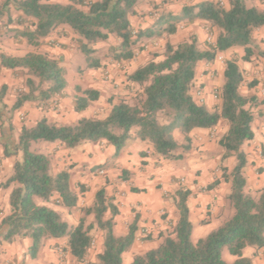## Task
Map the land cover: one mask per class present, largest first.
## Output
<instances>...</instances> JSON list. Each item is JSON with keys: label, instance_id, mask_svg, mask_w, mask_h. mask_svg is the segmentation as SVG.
Masks as SVG:
<instances>
[{"label": "trees", "instance_id": "trees-1", "mask_svg": "<svg viewBox=\"0 0 264 264\" xmlns=\"http://www.w3.org/2000/svg\"><path fill=\"white\" fill-rule=\"evenodd\" d=\"M138 1H0V20L4 16L10 19L11 9L20 13V23L30 20L19 34L33 47L57 27H69L85 55L87 69L101 66L93 44L104 42L112 35L119 39L112 49L113 59L120 62L134 57L135 45L142 38L172 35L179 23L193 24L202 20L217 30L214 43L206 49L198 47L195 34L175 44L166 42L161 60H151L129 73L127 81L141 88L136 104L121 99L113 102L103 117L83 116L72 124L59 125L42 117L31 127L23 125L17 141L4 147L5 156L16 150L21 152V158L14 162L12 174L5 183L13 187L9 193L10 212L0 219V240L11 243L17 238L29 239L26 252L33 257L48 240L65 237L69 253L80 261L92 245V230L95 229L103 234L98 263L121 264L122 253L132 247L136 238L137 215L128 223L126 234L116 235L113 227L118 207L114 197L101 187L91 203L81 208L78 224L70 227L53 208L36 202L40 199L68 209L76 207L78 193L71 187L70 174L67 170L51 173L49 155L32 150V143L57 141L66 148H74L86 142L104 141L113 146V157H117L129 139L138 138L160 158L178 161L192 148L190 133L193 129H212L225 120L227 130L219 140L224 149L221 161L233 156L235 164L228 173L222 164L219 168L222 178L230 185L227 200L234 210L232 216L193 243L187 206L190 191L179 186L171 195L178 211L176 224L161 235L156 248L135 254L130 264H228L221 257L224 247L235 257L230 264H252L242 250L246 246L264 247V188L255 190L254 194L245 192L247 161L241 147L253 139L252 109L261 101L257 95L240 92L244 74L238 62L249 61L256 54L253 33L264 27V9L248 0H203L184 5L178 14L164 12L151 27L134 31L129 17ZM234 48H242L243 55L232 52L224 60L219 101L211 107L204 101L200 103L192 94L197 63L212 62L218 53ZM258 54L264 59V49ZM0 66L13 71L24 70L28 75L24 90L16 95L13 110L25 102H46L62 95L67 85L66 68L59 58L48 53L27 52L19 56L0 53ZM256 84L253 81L247 87L251 89ZM77 90L81 93L74 96L76 112L85 110L99 97L96 89L77 87ZM175 131L182 134L183 142L175 138ZM80 190H84L83 185ZM55 195L57 197L52 199Z\"/></svg>", "mask_w": 264, "mask_h": 264}, {"label": "crops", "instance_id": "crops-1", "mask_svg": "<svg viewBox=\"0 0 264 264\" xmlns=\"http://www.w3.org/2000/svg\"><path fill=\"white\" fill-rule=\"evenodd\" d=\"M49 1L68 2V0ZM152 1L160 2V0H140L135 9L141 4L148 8ZM200 1L203 0H194L191 4ZM162 5V8L166 7L167 12L173 14H178L182 9L175 2H166ZM252 5L264 9L255 0ZM162 8L160 9L162 10ZM154 14L159 16L162 13ZM129 20L131 26H133L132 16L129 17ZM9 21L12 22L11 17ZM199 21L202 20H197L193 24H197ZM257 33H262L264 36V27L253 33L254 40L257 38ZM19 37L22 40L20 44L15 43L12 48H9L0 36V53L12 56L23 55L27 52L48 53L59 58L61 64L67 69L66 60H63L62 56L69 55L70 47L74 46L72 37H76L69 27H57L47 37L42 38L37 47L28 45L21 35ZM23 48L25 50H22ZM232 52H239V56L243 55L242 48H234L223 53V56L228 58ZM248 62L244 61L243 64L239 65L241 68H246ZM249 63L251 64V62ZM257 63H260L262 68V79L257 83L259 88L263 87L259 89L256 95L263 98L261 100L264 102V59L261 58V61H257ZM201 65V61L196 65L194 85L195 88H198L197 84L206 83L204 85L206 94V96L204 95V104L211 107L214 100L209 94L208 80L206 76L201 74ZM103 68L101 65L99 68L86 72L85 77L78 79L76 83H70L66 79L67 85L62 95L54 96L46 102H25L21 107L13 110L12 105L16 99V91H19L22 86L20 84L21 79L11 75L16 70L13 71L0 66V219L10 212L9 193L13 184L5 185V183L12 174L14 162L21 158V152L16 150L14 154L5 156L4 147H9L17 141L23 125L31 127L42 117H45L48 122L62 125L75 123L83 116L94 117L97 112H102L104 104L107 105V102L110 101V99H105L107 93L104 92L108 88L99 77V73ZM255 68L254 66L250 67V72H255ZM91 74L94 75L91 76ZM86 76L89 79H86ZM114 77L115 82H119L122 78L121 75ZM126 83L131 84L128 81ZM76 85H81L82 88L96 89L99 92V97L81 112L74 110V96L80 94ZM131 86L134 85L131 84L130 88ZM121 90L122 88H120ZM94 106L97 107V112L93 109ZM5 110L9 111L6 112ZM262 118H264V115L254 120V123L252 122L253 139L244 142L241 147L247 161L244 167L246 178L244 190L251 194H254L253 191L257 189L264 188V121ZM208 132L209 129L205 128H196L191 131V136L201 135L202 153L199 157L189 159L180 169L177 167L161 169V166L156 165L153 161L162 159L138 138L129 139L117 157H113V146L104 141L86 142L74 148H66L57 141H36L31 146H34V151L49 155L51 160L50 172L52 171L53 174L61 170L69 172L73 189H75L74 182L76 180H80L81 184H84V190L78 195L77 206L71 209L67 208L68 211L63 212L65 218L62 219L70 227L76 226L82 215L81 209L77 207L80 204L88 205L91 203L95 192L99 188L103 187L106 193L113 197L119 193L123 195V197H115V202L118 203V214L114 217L113 231L116 235L126 234L128 223L137 215L136 238L132 247L125 251L130 255L131 260H129V263H131L135 254L156 248L162 239L161 235L171 231L176 224L178 211L171 196L179 187L173 179L175 176L183 175L185 180L182 186L190 191L187 206L192 230L194 225H213V223L218 228L232 216L234 211L227 200L230 185L222 178V170L219 167L222 164L227 168L228 173L235 164V158L230 156L222 162L224 149L214 143L215 137L210 142L207 141L204 135ZM259 149L262 150L261 154L258 151ZM97 167H103L105 174L98 175L94 173L93 170ZM117 175L119 176L117 177ZM214 181H217L216 184L211 188H207V185L212 184ZM81 195H84V197ZM56 197L57 195L53 196L52 199ZM50 203L52 202L41 204L51 207ZM57 206L61 207L58 204ZM92 235V245L85 258L80 261L69 253L66 247L67 238L65 237L48 240L33 257L26 252L30 245L29 239L17 238L11 243L0 240V264H10L12 262L22 264H99L97 255L102 251L103 234L100 230L93 229ZM59 247L63 248L64 252H61ZM242 254L250 258L252 264H264V247L246 246L242 250Z\"/></svg>", "mask_w": 264, "mask_h": 264}, {"label": "rangeland", "instance_id": "rangeland-1", "mask_svg": "<svg viewBox=\"0 0 264 264\" xmlns=\"http://www.w3.org/2000/svg\"><path fill=\"white\" fill-rule=\"evenodd\" d=\"M86 1H90V0H86ZM193 1L194 0H160V2L158 3H156L155 1H152L150 2V7L148 8H146L144 4H141L134 10V13L131 15L132 25H133L131 26V28L134 31H138V30L151 27L158 17L154 13L158 14L160 12L161 13L167 12L166 7L162 8L163 7L162 4L166 2H169V3L175 2L178 7H183L184 5L191 4ZM253 1L254 0H248L250 4H252ZM255 1L257 2L258 5H260V7L264 8V0H255ZM136 5H138V3ZM160 8H162V10ZM10 13H11L10 17H11L12 22L11 21L9 22L10 19H8L7 16H4L0 20V33H1L0 36L3 38L4 44L7 47L12 48L15 43L20 44V41H22L20 40L19 33L20 31H22V27L25 26L26 23H30V20H26L25 24H23L24 22L20 23L18 20L19 14L12 9ZM192 34H195L197 36L198 47L201 49H206L214 43L217 30L211 27L205 21H199L197 24L179 23L177 31L172 35H164L162 37H154V38H149V39L142 38L135 45L134 57L130 60L120 61V62H117L113 59L112 49L114 46H116L119 43V39L117 37L112 35L108 38V40L104 42H98V43L93 44V47H95L96 49L95 55L100 59L101 65L104 67L99 73V77L106 84L107 86L106 88H108V90L106 89L104 92V93H107L106 94L107 97L105 99L106 100L110 99V101L107 102V105L104 104L102 108L103 109L102 112H97V107H95L96 106L95 104L93 109L96 110L97 113H96V116L94 117H103L104 115H106L110 109L111 104L114 102V100L115 102H117L121 99H124L131 104L138 103L140 100V96H141V88L136 85L131 86L130 88L131 84L126 83L127 75L131 73L134 69H136L138 66L144 65L151 60H154V61L161 60L163 58V53H164L166 42H171L175 44V43L188 39L189 36ZM263 37L264 36L262 35V33H257V38L255 41H259V42H255L256 46L254 49H255L256 54L252 56L253 57L252 60H249L251 64L248 62V67L242 68V71L244 74V84L240 88V92L242 94L256 95L259 89L263 87L261 86L259 88L258 83L251 89L247 87L248 83L253 82V81L258 82L259 80L262 79V73H261L262 68L260 67V63H257V61L260 62L262 58L258 54V51L264 49V38ZM72 39L74 40L72 41L74 46L70 47L69 55L62 56V59L66 60L65 61L66 63L65 65L67 66L66 79L70 83H76L78 79H83L85 77L86 72H89L90 70H94V69L85 68V55L80 51L78 47L77 37H72ZM22 50H25V49L23 48ZM219 56H221L220 59H218ZM225 59L226 57L223 56V53H218L216 58L212 62L201 61V64H202L201 74L203 76H206L208 80L207 84L210 87L209 94L214 100L212 106L216 105L217 102L219 101L218 94H219L221 84L223 82V69H224ZM243 62H244L243 60H239V64H243ZM251 65L256 67L255 72H252V73L250 72V67H252ZM11 75L16 76L19 79H21L20 84L22 86L19 91H16L15 95H17L18 92L24 90L25 88L24 83L28 75L25 73L24 70H16V72H12ZM93 75L94 74H91V76ZM118 75H121L122 78L119 82H115L114 76H118ZM86 79H89V78L86 76ZM204 85H206V83L197 84V86L199 87L195 88V85L193 84L192 94L196 100L198 99L196 95V91L198 89H201L204 92V87H205ZM76 86L80 87L81 90L86 89V88H82L81 85H76ZM120 88H122L121 91H120ZM78 92L81 93V91H78ZM204 95L206 96L205 92H204ZM258 98H259V101H261V103L257 107L252 109L254 113L253 123L255 122L254 120L264 115V102L261 100L263 98H260V97ZM8 111L9 110H7L6 112ZM262 119L264 121V118ZM226 130H227V122L225 120H221L216 127L209 129V132L205 134L204 137L207 138L208 142H210L215 137L214 143L217 146H221L219 143V140L224 135ZM174 136L179 142H183V137L180 132L175 131ZM190 136H191V133H190ZM191 139H192V148L188 152L185 153L183 159L178 160V161H168V160L161 158L162 160L158 159L157 161H153V162L156 165H160L161 169L171 168V167H177L179 169L180 167L183 168L184 163H186L189 159H194L196 157H199L202 153L201 148L203 144H201L202 142L201 135H192ZM31 149L34 150V146H31ZM258 151L261 154L262 150L259 149ZM100 168H103V167L94 168L93 172L98 174L97 170ZM118 176L119 175H117V177ZM173 179L178 184V186H182V183H184L185 177L183 175H179V176L173 177ZM81 185L84 186V184H81L80 180H76L74 182V188H75L74 190L78 193V195L81 194V191H83V190H80ZM81 196L84 197V195H81ZM115 197L119 198V197H123V195L119 193L117 196L114 195V199ZM36 202L39 204L46 203L40 199H36ZM50 206L55 211L58 212L61 218L63 219L65 218V215L63 212L68 211L66 207L64 206L58 207L56 203H50ZM83 206L84 205L80 204L77 208L81 209ZM216 227L217 225H214V223L213 225H194L192 233L190 235V240L193 243H195L197 240L205 237L212 230L216 229ZM59 249L61 250V252L63 251V248L59 247ZM129 257L130 255L128 254V252L123 253L121 264H130L129 260L131 259ZM221 257L223 261L228 264L232 263L235 259V257L229 253L226 247L222 249Z\"/></svg>", "mask_w": 264, "mask_h": 264}, {"label": "built area", "instance_id": "built-area-1", "mask_svg": "<svg viewBox=\"0 0 264 264\" xmlns=\"http://www.w3.org/2000/svg\"><path fill=\"white\" fill-rule=\"evenodd\" d=\"M220 58H221V56L218 57V59H220ZM196 95H197L198 101H199L200 103H202V102L204 101L203 91H202L201 89H198V90L196 91ZM97 172H98V174H100V175L105 174V171H104L103 169H100V170H98ZM143 232H145V231H143ZM10 264H22V263H20V262H12V263H10Z\"/></svg>", "mask_w": 264, "mask_h": 264}]
</instances>
